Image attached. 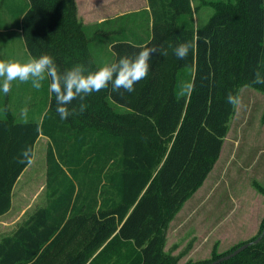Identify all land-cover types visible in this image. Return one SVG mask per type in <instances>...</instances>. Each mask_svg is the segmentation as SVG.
Here are the masks:
<instances>
[{
    "label": "trees",
    "instance_id": "16d2710c",
    "mask_svg": "<svg viewBox=\"0 0 264 264\" xmlns=\"http://www.w3.org/2000/svg\"><path fill=\"white\" fill-rule=\"evenodd\" d=\"M148 1L150 33L110 43L114 61L143 46L168 53L151 58L134 92H114L109 84L73 101L77 111L66 120L54 93L40 121H17L10 111L0 117V216L10 210L14 186L30 164L18 162L23 150L35 151L41 134L51 141L48 202L0 239V264L179 263L165 250L169 224L221 155L235 111L228 93L245 85L264 90V83H254L257 72L264 78V0L207 2L215 12L202 26L192 0ZM29 2L21 28L31 57L51 54L60 70L101 66L76 0ZM193 39L195 51L178 59L175 46ZM189 81L194 91L181 96ZM263 231L264 220L254 238L186 264L212 262L247 242L253 243L219 264H264Z\"/></svg>",
    "mask_w": 264,
    "mask_h": 264
},
{
    "label": "rangeland",
    "instance_id": "374dc122",
    "mask_svg": "<svg viewBox=\"0 0 264 264\" xmlns=\"http://www.w3.org/2000/svg\"><path fill=\"white\" fill-rule=\"evenodd\" d=\"M210 1L194 0L196 25H205L215 12ZM27 0H0V60H26L31 57L25 48L20 9ZM79 17V10H78ZM83 22V20L79 17ZM130 20V28L123 25ZM98 33L89 27L90 49L99 65L114 61L111 41L134 40L146 25V14L126 17ZM148 35V28H143ZM11 90H0V117L12 112L17 121H40L29 109L32 101L43 106L46 80L37 90L31 82L13 81ZM241 104L229 123L221 155L204 183L183 204L169 224L165 250L179 259L178 264L207 260L254 238L264 220V90L245 85L239 88ZM39 91V93H35ZM40 95L43 100L40 99ZM30 101V103H29ZM41 101V102H40ZM28 105V107H27ZM124 110L123 107H117ZM27 109V115H22ZM51 141L40 137L35 146L33 162L22 173L13 189L12 206L0 216V239L12 235L39 208L48 202L47 153ZM96 254L93 256V258ZM92 258V259H93ZM91 259V260H92ZM97 264H114L97 262Z\"/></svg>",
    "mask_w": 264,
    "mask_h": 264
},
{
    "label": "clouds",
    "instance_id": "9594fccd",
    "mask_svg": "<svg viewBox=\"0 0 264 264\" xmlns=\"http://www.w3.org/2000/svg\"><path fill=\"white\" fill-rule=\"evenodd\" d=\"M196 41L185 40L178 43L174 48L175 56L180 60H185L190 52H194ZM156 54L167 55V51L162 46H143L135 55H124L118 60L98 66L95 70L83 64H76L71 68L60 70L55 58L48 53L39 57H29L26 60H0V90L7 94L11 90L13 81L21 83L31 82L34 89L39 90L42 82L50 79L49 91L55 94L57 103V113L61 120H66L76 113L77 108L72 106L73 101H83L94 92H99L111 84L112 91L134 92L135 85L147 78L150 69V60ZM254 83H264V78L257 72ZM194 91L192 81L182 84L180 95L190 96ZM238 90L235 94L228 93L227 103L234 107L241 104V95ZM123 94V93H121ZM69 106H72L71 108ZM86 108L84 103L79 104V111ZM22 115H27L24 109ZM35 153L31 147L23 150L22 158L18 161L23 164L33 162Z\"/></svg>",
    "mask_w": 264,
    "mask_h": 264
},
{
    "label": "crops",
    "instance_id": "0c3cea01",
    "mask_svg": "<svg viewBox=\"0 0 264 264\" xmlns=\"http://www.w3.org/2000/svg\"><path fill=\"white\" fill-rule=\"evenodd\" d=\"M76 1L79 10V17L83 20L86 29H89V27H91L95 29L97 34L108 33L109 31L108 28L112 25V23L118 20L125 21L126 17H129L131 15L138 17L141 14L143 15L146 14V20H145L146 25L142 27L140 34L138 35H144L143 28L144 29L148 28V34L151 31L153 18L148 0H76ZM192 4L194 6V0H192ZM29 5L30 2L29 0H27V6L20 9L21 20L23 16L22 14L23 11L24 10L26 11V8H28ZM195 19L197 20L196 14H195ZM126 21L127 23H125V26L123 25V28L129 29L130 20H126ZM21 27L22 26L19 27V30L22 33ZM49 85H50V79H46V86H48V92H45V99L43 101L44 102L43 106L37 105L35 101H32L33 103L30 104L31 106L29 108L31 110L32 109L38 110V112L33 115L41 116V119L43 118L44 114L49 108V100L52 95V93L49 91ZM35 93L38 94L39 91ZM39 100L41 101L43 100L41 95ZM44 136L50 141V138L44 134H41L40 137H44Z\"/></svg>",
    "mask_w": 264,
    "mask_h": 264
},
{
    "label": "water",
    "instance_id": "95a60500",
    "mask_svg": "<svg viewBox=\"0 0 264 264\" xmlns=\"http://www.w3.org/2000/svg\"><path fill=\"white\" fill-rule=\"evenodd\" d=\"M264 234V231H263ZM261 239V236H259L254 242H258ZM253 242H247L245 244H243L242 246H240L239 248H237L235 251L231 252L230 254H227L225 256H222L221 258L214 260L212 262H208V263H199V264H219L225 260H228L232 257H234L235 255L239 254L241 251H243L245 248H247L249 245H251Z\"/></svg>",
    "mask_w": 264,
    "mask_h": 264
}]
</instances>
